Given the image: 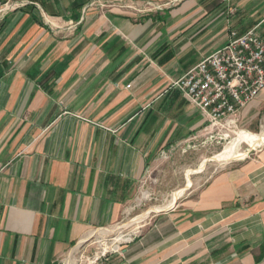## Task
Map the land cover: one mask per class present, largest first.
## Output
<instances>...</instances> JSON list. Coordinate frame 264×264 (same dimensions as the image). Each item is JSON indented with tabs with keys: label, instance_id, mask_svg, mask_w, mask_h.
Instances as JSON below:
<instances>
[{
	"label": "crops",
	"instance_id": "crops-1",
	"mask_svg": "<svg viewBox=\"0 0 264 264\" xmlns=\"http://www.w3.org/2000/svg\"><path fill=\"white\" fill-rule=\"evenodd\" d=\"M230 4L43 0L0 19V264H58L204 126L170 84L229 28L264 38V0ZM263 111L264 89L237 117L249 128ZM199 186L107 263L264 264V144Z\"/></svg>",
	"mask_w": 264,
	"mask_h": 264
},
{
	"label": "rangeland",
	"instance_id": "rangeland-1",
	"mask_svg": "<svg viewBox=\"0 0 264 264\" xmlns=\"http://www.w3.org/2000/svg\"><path fill=\"white\" fill-rule=\"evenodd\" d=\"M228 7L233 8L235 12L230 2ZM203 127L187 141L166 150L165 157L160 163L145 172L134 197L116 222L106 228L87 230L84 236L59 259L58 264L66 263L67 260L69 264H84L87 256L100 255L113 248L115 244L122 246L124 242L144 230L155 214L169 208L167 205L173 194L184 190L176 201L184 198L189 190L199 189L201 187L199 185L209 175L247 159L264 144L251 148L246 142H241L238 147L240 158L230 156L225 160L217 159L227 147L228 149L235 147L238 132L245 131L256 135L262 133L264 111L249 128L243 127L238 117L233 123L213 126L208 133L202 131ZM189 182L191 185L187 187ZM153 208L160 210L155 211ZM146 212L148 213L143 217Z\"/></svg>",
	"mask_w": 264,
	"mask_h": 264
},
{
	"label": "built area",
	"instance_id": "built-area-1",
	"mask_svg": "<svg viewBox=\"0 0 264 264\" xmlns=\"http://www.w3.org/2000/svg\"><path fill=\"white\" fill-rule=\"evenodd\" d=\"M41 1L0 0V19L27 6L41 10ZM154 5L161 9V4ZM227 8L233 13V8ZM170 85L179 89L187 101L201 111L205 117L204 133L213 126L233 123L238 111L264 89L263 36L257 26L244 31L229 28L224 45L204 56ZM117 245L116 249L111 248L100 255L87 256L84 264H108L109 254L122 252L121 246ZM62 264H69V261Z\"/></svg>",
	"mask_w": 264,
	"mask_h": 264
},
{
	"label": "bare ground",
	"instance_id": "bare-ground-1",
	"mask_svg": "<svg viewBox=\"0 0 264 264\" xmlns=\"http://www.w3.org/2000/svg\"><path fill=\"white\" fill-rule=\"evenodd\" d=\"M241 142H246L251 148H254L256 146H259L261 143H264V128H263V131L261 134H250L248 132H245V131H240L237 133V138H236V142H235V147H231L230 149H226V151L222 154H220L217 159L218 160H225V159H228L230 156H234L236 158H240L241 157V153L238 151V147H239V144ZM239 152V153H237ZM191 174V173H190ZM191 183L189 182L187 187L190 186ZM184 190L182 191H179V192H176L175 194L172 195L171 197V200L169 201L167 207H170L173 205V203L176 201V199L182 194ZM182 196V195H181ZM177 202V201H176ZM152 210H160V209H157V208H153ZM151 211V210H150ZM148 211V212H150ZM146 212L143 217L148 213ZM140 218V217H139ZM138 219V218H136ZM117 244H115V246H113L112 249H116L117 248Z\"/></svg>",
	"mask_w": 264,
	"mask_h": 264
}]
</instances>
